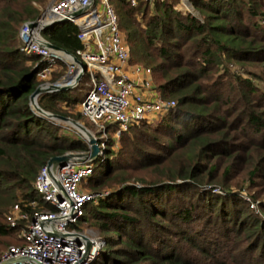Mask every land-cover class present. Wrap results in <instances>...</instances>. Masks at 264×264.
Returning a JSON list of instances; mask_svg holds the SVG:
<instances>
[{
	"label": "trees",
	"instance_id": "1",
	"mask_svg": "<svg viewBox=\"0 0 264 264\" xmlns=\"http://www.w3.org/2000/svg\"><path fill=\"white\" fill-rule=\"evenodd\" d=\"M45 2L0 0V253L22 242L23 224L10 225L6 214L36 197L41 167L88 148L30 104L47 60L24 53L18 31ZM192 3L200 16L169 0H115L130 62L150 67L156 90L175 103L121 130L117 148L108 137L111 153L93 163L85 186L107 192L81 217L104 239L90 264H264V198L250 207L264 197V0ZM77 32L68 20L41 30L72 53ZM37 102L82 115L69 89L41 92Z\"/></svg>",
	"mask_w": 264,
	"mask_h": 264
},
{
	"label": "built area",
	"instance_id": "2",
	"mask_svg": "<svg viewBox=\"0 0 264 264\" xmlns=\"http://www.w3.org/2000/svg\"><path fill=\"white\" fill-rule=\"evenodd\" d=\"M127 1L135 4L137 0ZM169 1L185 13L194 9L192 0ZM56 20H68L78 27L81 45L74 54L85 64L83 73L70 55L45 44L48 39L41 30ZM18 37L24 53H34L47 60V64L36 72L42 83L51 81L52 73L59 70L58 59L65 61L67 67L54 81L73 87L81 79L77 81L79 73H82L81 77L88 75L91 85L78 103L79 112L103 132L105 122L116 123L115 135L118 136L129 124L163 113L175 103L173 99L159 95L152 82L150 67L130 62L129 48L111 0H49L37 17L22 23ZM91 132L102 148L103 143L93 130ZM75 151L82 150L64 153ZM92 169L91 161L71 160L62 164L54 162L50 166L46 163L41 167L34 180L36 197L17 200L6 214L10 225L23 224L20 230L22 242L3 250L0 264H90L95 259L104 243L103 238L90 229L71 227L82 217L88 202L97 201L107 192L90 190L82 185ZM53 178L58 180L63 191ZM258 205L259 200L250 201L251 208L256 209Z\"/></svg>",
	"mask_w": 264,
	"mask_h": 264
},
{
	"label": "water",
	"instance_id": "3",
	"mask_svg": "<svg viewBox=\"0 0 264 264\" xmlns=\"http://www.w3.org/2000/svg\"><path fill=\"white\" fill-rule=\"evenodd\" d=\"M62 21L63 20H56L55 22H53L50 25H47L46 27L52 26V25L59 23V22H62ZM45 44L47 46H49L50 48H52L53 50H58V51H61L67 55H70L72 57L73 61L78 63L81 66L82 73H83V71L85 70V64L74 53L70 52L69 50H67V49H65L59 45L54 44L53 42H51L49 40H46ZM82 73L81 74L79 73L77 75V81L81 78ZM69 87H72V86L70 84H65V83H61V82L49 81L47 83H45V82L40 83L30 94V104L35 111L42 114L43 116H46L48 118L53 119V120L62 121V122L73 125L74 128L79 133L82 134V136L87 140V142L89 144L88 148L86 150L61 153V154H57V155L52 156L47 162L48 166H50L54 162H59L62 164L64 162H66L67 160L82 161V162L93 161L95 159V157L98 155L99 151L101 150V147L98 144L96 136L91 132V130L86 128L78 120H76L70 116H66V115H63L60 113H55V112L45 110L41 106H39V104L37 102V96L41 92L67 89ZM54 182L60 188V190L63 191L58 180L54 179ZM88 248H90V242H89Z\"/></svg>",
	"mask_w": 264,
	"mask_h": 264
},
{
	"label": "rangeland",
	"instance_id": "4",
	"mask_svg": "<svg viewBox=\"0 0 264 264\" xmlns=\"http://www.w3.org/2000/svg\"><path fill=\"white\" fill-rule=\"evenodd\" d=\"M48 2H49V0H46L45 4L42 5V8L41 7H38V13L36 15H38L46 7V5L48 4ZM111 2L113 4H115V0H111ZM97 4H98V2H97ZM191 13L192 14H195L197 16H200V12L198 11V9L195 6H194V9H193V11ZM123 34H124V32H123ZM124 36H125V34H124ZM132 63H134V62H132ZM56 66H59L60 68L61 67L66 68L67 67V63L65 61H62V60H59L58 59L56 61ZM257 84L259 86H261V87H264V85L261 82H259V81H257ZM90 85H91L90 78L88 77L87 74H84L81 77L78 85H76L74 87L67 88V89H69V96L72 97V98H74V99H76L79 102L85 96L86 92L90 88ZM157 92L159 93V95L161 94L159 90H157ZM72 111L73 112H79V106H78V104L74 105ZM70 117H72V116H70ZM72 118L78 120L80 123H82L89 130H93L96 133V135L98 136L100 142L103 143V147L101 148V150L99 151V153L95 157V159L93 161H91L92 163H94L97 159H103V158H105V155L106 154L111 153L110 151H107V150L105 151V147L106 146L109 147L110 146V142H111V140L110 141L107 140L108 137L114 139V144H113V147H111V148H117L119 146V144H121V139H119L120 132L118 133V136L115 135V132L117 131V128L114 129L115 125H111L108 122H105L104 123V126H105L106 130H105V132H103V130L101 128H99L98 126L94 125L92 123V121H90L87 117H85L83 115H80L78 118H75V117H72ZM55 121H57V120H55ZM57 122H59L62 126H65L66 128H69L70 130H72L74 132H77V130L74 128L73 125L68 124V123H65V122H62V121H57ZM87 144H88V142H87ZM82 185L85 188L91 190V188H88L87 186H85L86 184H85L84 181L82 182ZM243 190L244 191H242V192L244 194H250L249 192H253V190H255V189L254 188H252V189L250 188V189H243ZM263 194H260V196H264ZM263 198L264 197H259V198H257V200L261 201L260 199H263ZM258 208H259V206L255 210H258ZM71 227H76V228H80V229H86L87 228V229L92 230L94 233L98 234L101 237V233L99 232V230L96 229V228H94V227H92V226H90V225H88L87 222H85V221L82 220V218H79L76 222L72 223L71 224ZM15 242L16 241H14L12 244H17V242L16 243ZM98 255H99V253H97V255H96L95 258H97Z\"/></svg>",
	"mask_w": 264,
	"mask_h": 264
}]
</instances>
